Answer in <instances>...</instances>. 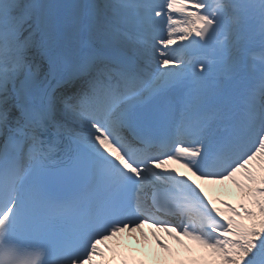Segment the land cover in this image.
<instances>
[{
  "label": "snow or ice",
  "instance_id": "obj_1",
  "mask_svg": "<svg viewBox=\"0 0 264 264\" xmlns=\"http://www.w3.org/2000/svg\"><path fill=\"white\" fill-rule=\"evenodd\" d=\"M257 47L264 0H0V264H264Z\"/></svg>",
  "mask_w": 264,
  "mask_h": 264
},
{
  "label": "bare ground",
  "instance_id": "obj_2",
  "mask_svg": "<svg viewBox=\"0 0 264 264\" xmlns=\"http://www.w3.org/2000/svg\"><path fill=\"white\" fill-rule=\"evenodd\" d=\"M181 26H183V25H181ZM252 54L250 53V56H251ZM254 56H256V57H258V54L257 53H255L254 54ZM249 62H250V65L252 66V67H256V66H253V63H252V60L251 59H249ZM258 64H260V62L258 63ZM172 167H176V168H178L180 171H185L184 169H182V168H179V165H171ZM232 191H233V193L235 192V189H233L231 186H228ZM228 189V188H227ZM215 196H221V197H224V198H228L229 196L228 195H226V192H225V190H223V189H220V190H217L215 193H213ZM143 231L146 233V234H148V239L150 240L151 239V229H149V228H147V227H145L144 229H143ZM122 239H123V241L124 242H126V243H128V248L127 249H123V250H125V251H132L135 255H138V256H140V252L139 251H141V254L143 255V248H144V244H143V242L141 241L140 243H137L135 240H133V241H129V238H128V236H127V234H123V237H122ZM109 244H114L115 242L114 241H109L108 242ZM171 243V242H170ZM173 247H176L175 245H173ZM139 251H138V250ZM110 255V254H109ZM160 255L161 256H164V255H166V254H164V253H160Z\"/></svg>",
  "mask_w": 264,
  "mask_h": 264
},
{
  "label": "rangeland",
  "instance_id": "obj_3",
  "mask_svg": "<svg viewBox=\"0 0 264 264\" xmlns=\"http://www.w3.org/2000/svg\"><path fill=\"white\" fill-rule=\"evenodd\" d=\"M210 2L215 3V0H210ZM255 52L258 54V57L254 56L253 54L249 57V59H251L252 62H254V63L259 61V57H262V56H260V48H258L256 50L254 48L252 50V53L255 54ZM225 192H226V195H228V196H229L230 193H233V191L229 187H228L227 190H225Z\"/></svg>",
  "mask_w": 264,
  "mask_h": 264
},
{
  "label": "clouds",
  "instance_id": "obj_4",
  "mask_svg": "<svg viewBox=\"0 0 264 264\" xmlns=\"http://www.w3.org/2000/svg\"><path fill=\"white\" fill-rule=\"evenodd\" d=\"M39 254L42 256V251Z\"/></svg>",
  "mask_w": 264,
  "mask_h": 264
}]
</instances>
